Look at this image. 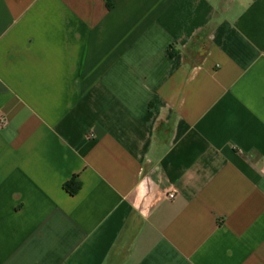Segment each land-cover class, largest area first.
<instances>
[{
    "label": "crops",
    "instance_id": "1",
    "mask_svg": "<svg viewBox=\"0 0 264 264\" xmlns=\"http://www.w3.org/2000/svg\"><path fill=\"white\" fill-rule=\"evenodd\" d=\"M0 115V264H264V0H0Z\"/></svg>",
    "mask_w": 264,
    "mask_h": 264
},
{
    "label": "trees",
    "instance_id": "2",
    "mask_svg": "<svg viewBox=\"0 0 264 264\" xmlns=\"http://www.w3.org/2000/svg\"><path fill=\"white\" fill-rule=\"evenodd\" d=\"M65 188L67 191H69L71 194H75L79 191L81 188V182L79 181L77 176H74L71 180L67 181L65 183Z\"/></svg>",
    "mask_w": 264,
    "mask_h": 264
},
{
    "label": "built area",
    "instance_id": "3",
    "mask_svg": "<svg viewBox=\"0 0 264 264\" xmlns=\"http://www.w3.org/2000/svg\"><path fill=\"white\" fill-rule=\"evenodd\" d=\"M6 118L4 115H0V125H4L6 123ZM169 198H175L177 196V193L175 192H169L168 193Z\"/></svg>",
    "mask_w": 264,
    "mask_h": 264
}]
</instances>
